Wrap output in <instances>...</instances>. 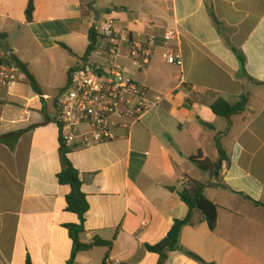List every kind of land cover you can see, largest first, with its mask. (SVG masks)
<instances>
[{
	"label": "crops",
	"instance_id": "obj_1",
	"mask_svg": "<svg viewBox=\"0 0 264 264\" xmlns=\"http://www.w3.org/2000/svg\"><path fill=\"white\" fill-rule=\"evenodd\" d=\"M90 2L35 0L27 23L28 0H0L2 46L27 65L41 90L35 94L23 74L9 89L0 86V264H157L146 246L161 242L173 221L187 215L178 193L189 179L206 184L217 222L211 230L193 211L180 247L207 264H264V209L252 203L264 204V0H106L104 14L129 32L131 44L154 38L143 70L127 60L130 44L115 65L161 101L131 132L120 130L118 140L67 154L88 205L80 223L67 208L70 187L57 181L61 142L54 118L69 71L87 61ZM167 31L178 33L168 45ZM104 45L98 40L90 60L105 64ZM168 48L180 51L182 67L167 63ZM232 48L243 54L244 72ZM241 96L245 110L227 129L210 107L219 98L234 105ZM216 139L228 163L213 177L189 159L201 151L216 162ZM70 225H81L82 244L98 238L111 248L94 247L71 260ZM164 264L199 263L173 251Z\"/></svg>",
	"mask_w": 264,
	"mask_h": 264
},
{
	"label": "built area",
	"instance_id": "obj_2",
	"mask_svg": "<svg viewBox=\"0 0 264 264\" xmlns=\"http://www.w3.org/2000/svg\"><path fill=\"white\" fill-rule=\"evenodd\" d=\"M93 30L105 45L102 55L105 64L90 60L97 53L92 52L81 66L72 68L68 73V82L57 95L54 124L60 142L71 148H88L116 141L118 132H131L141 118L156 109L161 101L151 98L148 90L128 78L115 59L120 56L124 45L130 44L126 58L135 70H143L149 63L154 38L152 36L141 43H130V34L119 31L111 13H105ZM176 31H167L163 35L166 45L177 40ZM168 64L182 67V57L178 49L168 48L164 55ZM11 61L0 42V86L9 89L18 82L21 71ZM103 264H115L104 260Z\"/></svg>",
	"mask_w": 264,
	"mask_h": 264
},
{
	"label": "trees",
	"instance_id": "obj_3",
	"mask_svg": "<svg viewBox=\"0 0 264 264\" xmlns=\"http://www.w3.org/2000/svg\"><path fill=\"white\" fill-rule=\"evenodd\" d=\"M34 1L35 0H28L25 9V19L27 23H30L32 21V15L34 11ZM209 16L213 22V25L217 28V30H219L221 25L211 11H209ZM6 39H7V35L0 33L1 44L5 42ZM97 43H98V38L96 37L92 27L88 31V46L84 58H87L92 52L96 50ZM63 48L68 50V48H66L65 46H63ZM231 50L237 57L239 64L241 66V70L244 72L245 59L243 54L234 48H232ZM8 58L20 69L21 73L25 75L26 81L33 90V92L35 94L40 95L41 90L35 78L29 72L27 65L22 63L20 60H18L16 56H14L13 54H11L10 57ZM254 83L259 84L258 82L255 81ZM246 103H247L246 96H241L239 98V101L234 105H231L225 100L219 98L211 105L210 109L215 116L223 118L227 121V129H228L231 126V117L243 113L245 110ZM215 145L218 151V160L216 162H211L207 158V156L204 155L201 151L197 152L194 156L190 157L189 161L193 163L200 171L208 173L210 176L218 177L222 169V166L228 163V157L224 152V150L221 148L218 139L215 140ZM72 149L73 148L65 146L63 143H60L59 154H60L62 170L57 175V181L59 185H63V186L65 185L70 187V193L66 197L67 208L69 211L75 213L79 217L80 223H82L88 205L87 202L85 201V197L83 196L80 190L81 180L79 177V173L77 170L73 168V166L71 165V163L67 158V154ZM205 188H206V184L189 179L182 187V190L178 193L180 201L188 208L187 215L181 220L173 221L171 229L169 230L168 234L161 242H159L155 246H146L148 252L156 254L158 256L157 264H164L167 259L168 253L173 251L183 253L186 257L194 260L199 264H207L196 255L183 250L179 245V235L181 229L184 226L189 225L191 223L193 211H199L201 213V215L203 216V218L205 219L211 230H214L216 226L217 206L212 202H210L209 200H207V198L204 195ZM252 203L255 206H259L264 209V204L257 202H252ZM67 229L74 244L71 260H73L75 255L79 252L88 251L94 247H103L110 249L112 246L111 242H105L98 238H95L89 244H82L78 239V234L82 230L81 225L79 226L70 225L67 227Z\"/></svg>",
	"mask_w": 264,
	"mask_h": 264
},
{
	"label": "water",
	"instance_id": "obj_4",
	"mask_svg": "<svg viewBox=\"0 0 264 264\" xmlns=\"http://www.w3.org/2000/svg\"><path fill=\"white\" fill-rule=\"evenodd\" d=\"M96 0H91L90 4H89V9L91 11V14H92V22L93 23H98L99 20H100V12L99 10L96 8ZM5 52H6V55L7 57H10V50L6 47L5 48ZM12 62L7 60V61H4L3 64L5 65H9L11 64Z\"/></svg>",
	"mask_w": 264,
	"mask_h": 264
},
{
	"label": "rangeland",
	"instance_id": "obj_5",
	"mask_svg": "<svg viewBox=\"0 0 264 264\" xmlns=\"http://www.w3.org/2000/svg\"><path fill=\"white\" fill-rule=\"evenodd\" d=\"M107 3L108 2H106V0H98V1L96 0L95 6L100 12H102V14H104V7H109Z\"/></svg>",
	"mask_w": 264,
	"mask_h": 264
}]
</instances>
